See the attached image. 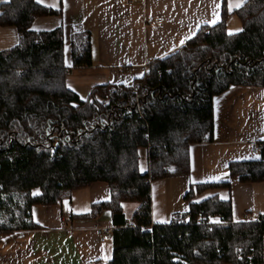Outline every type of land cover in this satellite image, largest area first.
<instances>
[{
  "label": "trees",
  "instance_id": "16d2710c",
  "mask_svg": "<svg viewBox=\"0 0 264 264\" xmlns=\"http://www.w3.org/2000/svg\"><path fill=\"white\" fill-rule=\"evenodd\" d=\"M2 6L0 24L15 25L20 35L13 49L0 51V236L42 227L35 205L57 204L105 181L112 197L89 214L112 213L115 252L105 264H264V214L235 222L231 200L215 195L155 223L151 186L190 174V147L215 138L214 97L236 84L264 87V0L235 10L239 32L229 34L224 6L219 23L152 59L144 77L131 85L98 84L85 98L67 85L65 31L31 28L58 9L36 0ZM72 44L73 66H93L91 32L74 34ZM229 175L264 182V152L233 162ZM130 201L139 204L131 220L123 207ZM214 216L220 220L210 222Z\"/></svg>",
  "mask_w": 264,
  "mask_h": 264
},
{
  "label": "crops",
  "instance_id": "0c3cea01",
  "mask_svg": "<svg viewBox=\"0 0 264 264\" xmlns=\"http://www.w3.org/2000/svg\"><path fill=\"white\" fill-rule=\"evenodd\" d=\"M10 0H0L3 4ZM60 14L41 15L32 23L36 32L62 28L64 59L69 68L67 85L86 97L98 84H132L148 72L152 59L165 58L197 36L206 25L221 20L223 7L231 15L247 0H36ZM240 3V7H232ZM161 20V23L157 21ZM215 21V22H213ZM230 27V25H229ZM90 31L93 66H73V37ZM15 25L0 24V51L19 43ZM183 41V43H182ZM215 138L210 143L190 147L189 175L157 179L152 186V218L169 222L173 215L185 214L191 202L217 196L233 204L235 222L259 219L264 214V182H243L229 175L233 162L258 160L249 147L251 140L264 142V87L233 85L214 97ZM230 187L199 191L198 183L226 182ZM194 188L191 200L186 194ZM71 197L51 205H35L33 218L42 227L0 236V264H105L115 252L113 236L101 242L98 226L113 227L111 210L90 216L94 205L109 202L107 182L75 189ZM131 220L139 204H123ZM89 215V216H88ZM217 221L220 218L214 216Z\"/></svg>",
  "mask_w": 264,
  "mask_h": 264
},
{
  "label": "built area",
  "instance_id": "2783aa9c",
  "mask_svg": "<svg viewBox=\"0 0 264 264\" xmlns=\"http://www.w3.org/2000/svg\"><path fill=\"white\" fill-rule=\"evenodd\" d=\"M120 1L127 2V3L134 2V0H120ZM157 22L161 23L162 21L158 20ZM249 147L252 148V152L255 156H257L258 158L262 157L263 152H264V142L251 140V142L249 143ZM213 221H217V220L214 219V217H213V219L210 222H213ZM212 230H213V227L210 225L209 231H212ZM96 233L98 236H100L101 242L104 243V241H106L112 237L113 228L111 226L107 227L106 225L98 226L96 228Z\"/></svg>",
  "mask_w": 264,
  "mask_h": 264
},
{
  "label": "rangeland",
  "instance_id": "374dc122",
  "mask_svg": "<svg viewBox=\"0 0 264 264\" xmlns=\"http://www.w3.org/2000/svg\"><path fill=\"white\" fill-rule=\"evenodd\" d=\"M229 25H230V27L228 28V30H229V32H232V33L239 32L243 27V24H241V21L237 16L233 17V19L231 20ZM237 30H239V31H237Z\"/></svg>",
  "mask_w": 264,
  "mask_h": 264
},
{
  "label": "snow or ice",
  "instance_id": "6c2138e0",
  "mask_svg": "<svg viewBox=\"0 0 264 264\" xmlns=\"http://www.w3.org/2000/svg\"><path fill=\"white\" fill-rule=\"evenodd\" d=\"M241 2H242V0H241ZM240 6H241L240 3H237V4H235V5H230V10H231L232 7H240ZM213 22H215V21H213ZM237 31H239V30H237ZM229 34L231 35V34H233V33L230 32ZM182 43H183V41H182Z\"/></svg>",
  "mask_w": 264,
  "mask_h": 264
}]
</instances>
